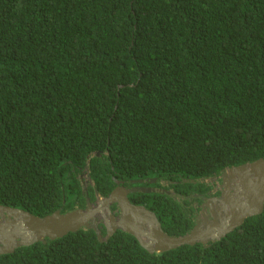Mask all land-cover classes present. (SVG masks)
<instances>
[{
	"label": "trees",
	"instance_id": "obj_1",
	"mask_svg": "<svg viewBox=\"0 0 264 264\" xmlns=\"http://www.w3.org/2000/svg\"><path fill=\"white\" fill-rule=\"evenodd\" d=\"M259 158L264 0H0V205L65 212L118 180L179 236L200 179ZM0 264H264V209L208 247L80 229Z\"/></svg>",
	"mask_w": 264,
	"mask_h": 264
},
{
	"label": "water",
	"instance_id": "obj_2",
	"mask_svg": "<svg viewBox=\"0 0 264 264\" xmlns=\"http://www.w3.org/2000/svg\"><path fill=\"white\" fill-rule=\"evenodd\" d=\"M144 182L139 179L129 184ZM147 182L151 184L155 180ZM115 183L116 187L108 195L102 197L95 192L94 201L86 197L84 207L65 212L58 209L36 216L19 208L0 205V255L12 253L20 246L46 243L80 229H93L99 242L108 240L117 231L128 233L151 254L186 245L208 247L241 226L246 219L261 215L264 209V158L226 168L218 176L200 179V184L211 189L206 197L200 196L202 202L192 229L179 236L166 234L152 211L144 205L131 203L128 198L130 193L153 192L154 188L126 187L118 180ZM167 193L173 195L171 191ZM100 225L105 228L104 236Z\"/></svg>",
	"mask_w": 264,
	"mask_h": 264
},
{
	"label": "rangeland",
	"instance_id": "obj_3",
	"mask_svg": "<svg viewBox=\"0 0 264 264\" xmlns=\"http://www.w3.org/2000/svg\"><path fill=\"white\" fill-rule=\"evenodd\" d=\"M81 184L85 188L88 184H92L89 180L88 176L86 174H83V177H81Z\"/></svg>",
	"mask_w": 264,
	"mask_h": 264
},
{
	"label": "flooded vegetation",
	"instance_id": "obj_4",
	"mask_svg": "<svg viewBox=\"0 0 264 264\" xmlns=\"http://www.w3.org/2000/svg\"><path fill=\"white\" fill-rule=\"evenodd\" d=\"M85 172H86V171H85ZM85 172H84V173H85ZM85 174L87 175V172H86ZM81 177H83V175H82ZM124 186H125V185H124ZM126 187H127V186H126ZM154 189H156V188H154ZM218 190H219V189H218ZM218 190H217V191H218ZM214 193H215V192H214ZM211 196H216V194L211 195ZM88 199H90V198H88ZM113 209H114V208H113ZM102 227H104V226L102 225ZM100 228H101V226H100ZM104 229H105V228H104Z\"/></svg>",
	"mask_w": 264,
	"mask_h": 264
},
{
	"label": "clouds",
	"instance_id": "obj_5",
	"mask_svg": "<svg viewBox=\"0 0 264 264\" xmlns=\"http://www.w3.org/2000/svg\"><path fill=\"white\" fill-rule=\"evenodd\" d=\"M92 183V182H91Z\"/></svg>",
	"mask_w": 264,
	"mask_h": 264
}]
</instances>
